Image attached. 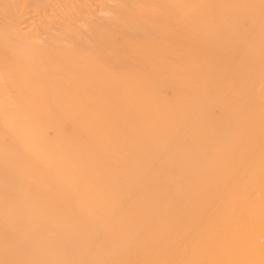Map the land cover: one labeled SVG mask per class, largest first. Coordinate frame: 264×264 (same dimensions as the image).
<instances>
[{"label": "bare ground", "instance_id": "obj_1", "mask_svg": "<svg viewBox=\"0 0 264 264\" xmlns=\"http://www.w3.org/2000/svg\"><path fill=\"white\" fill-rule=\"evenodd\" d=\"M55 5L65 9L55 22L19 27L18 10ZM98 7L103 15L86 0H0V86L83 142H48L0 97V148L31 171L7 172L0 160V188L12 196H0V264H264V0ZM254 60L262 67L248 72ZM25 176L36 188L18 181ZM159 193L167 208L156 207ZM137 219L134 239L123 240Z\"/></svg>", "mask_w": 264, "mask_h": 264}, {"label": "rangeland", "instance_id": "obj_2", "mask_svg": "<svg viewBox=\"0 0 264 264\" xmlns=\"http://www.w3.org/2000/svg\"><path fill=\"white\" fill-rule=\"evenodd\" d=\"M89 5H91L94 9H95V14L98 15H103L104 12L99 10V1L100 0H86ZM108 3H112V0H104ZM27 7V6H26ZM63 5H55L53 7H49V8H43V7H38V6H34V7H27L26 9H20L18 10V24L20 28L23 29H28V28H32L34 25L37 24V22L39 21H48V22H55L56 18H58V16H60L61 14L65 13V9H63ZM57 29V30H56ZM53 33L58 34L60 32V26L58 23H54L53 25V29H52ZM56 30V31H55ZM11 42L16 45L19 46L17 41H15L14 39L11 40ZM38 43H40L41 41H37ZM16 50V49H14ZM31 60L33 61V63L36 65H39V61L36 57H32ZM85 61L84 58L82 57H78L76 59V62L82 64ZM96 67V66H95ZM248 72L252 71L253 69H260L262 67V65L260 64L259 60H254L252 61L248 66ZM43 84L46 87V89L49 92H52V84L50 83L49 79L47 78V76L43 77ZM0 97L2 98H6L9 103L12 105V114L13 115H18V116H23L28 122H30V128L32 130H35L41 137H44L48 142L53 143V136L51 134L57 135L58 137H61L62 139H64L68 144H71L77 148H80L83 146V142L81 141L80 137L78 136L77 133H74L73 131L69 130L65 124L60 121V120H56L53 119L51 116L47 115L44 112H38L36 110H34L25 100V98L19 93L18 89H14V90H8L5 89V86L1 85L0 86ZM249 100L252 103L256 102V96L254 93L249 95ZM43 113V114H42ZM232 124L234 125H241V123L243 122L242 117H237L236 119H233ZM77 134V135H76ZM132 137V136H131ZM94 141L99 142L101 140L100 136H96L95 138H92ZM22 137L19 135H15V140H14V145L15 146H19V145H23L22 142ZM209 150V149H206ZM5 155V151L3 149L0 148V160H2L3 163V167L7 172L10 171H14L16 169H18V171H22L26 176L27 174L29 175V173L31 172L30 170H28V167L24 166V167H18V165L16 164V162L12 159H8L4 157ZM64 156V154L62 155ZM59 157L58 160L62 163L63 167L65 168V172H70L73 170V166L69 161H64V157ZM91 157H100L102 158L105 162H112L115 160H120V157H115L111 154L110 150H104V152H102V155L99 153H96L95 149L91 150L90 153ZM37 161V160H35ZM39 164V169L37 170L38 173L40 174H45L49 171V159L43 158L40 161L37 162ZM157 170V169H156ZM201 170V161L197 162L196 164L192 165L191 167H189V170L187 171V176L185 178H182L181 181L184 183L183 185H185L189 178L191 179L193 175H197L198 172H200ZM5 171V172H6ZM169 173L174 175V176H178V168L176 165H171L169 167ZM26 176L21 177L20 179H18L19 182L23 183V184H27V186L29 187H35V184L33 182H30L28 180H26ZM86 190L90 193V197L93 198L94 194H95V188L94 185H91V183L88 181L85 184ZM148 187H143L141 188V190H147ZM0 196L4 199V200H8V198H12L11 195H9L8 193V186L6 185H1L0 188ZM43 202L45 203V205H55L56 201L53 200L52 198H45L43 200ZM48 203V204H47ZM94 202H89V206H94L95 203ZM167 203L168 200L165 197L164 193H159L158 195V200H157V205L156 207L158 209H164L165 207L167 208ZM74 204V202H73ZM100 211H105L107 209V205L106 204H102L99 207ZM98 209V210H99ZM79 210V208L77 207L72 208L71 207V211L72 212H77ZM57 214L59 216L61 213L57 212ZM20 221L24 222L25 219L23 217L20 218ZM114 221H112L110 223V226L114 227ZM141 225V221L140 220H133L131 225H130V231L129 232H124L121 234V238L125 241L127 239H129L130 241L134 239V231ZM14 228V232L17 233V231H20L21 228L17 227H13ZM21 233V231H20Z\"/></svg>", "mask_w": 264, "mask_h": 264}]
</instances>
